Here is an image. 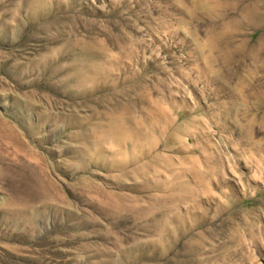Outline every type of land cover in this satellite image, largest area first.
I'll list each match as a JSON object with an SVG mask.
<instances>
[{
  "label": "rangeland",
  "instance_id": "rangeland-1",
  "mask_svg": "<svg viewBox=\"0 0 264 264\" xmlns=\"http://www.w3.org/2000/svg\"><path fill=\"white\" fill-rule=\"evenodd\" d=\"M249 2L0 0V264H264Z\"/></svg>",
  "mask_w": 264,
  "mask_h": 264
},
{
  "label": "bare ground",
  "instance_id": "bare-ground-1",
  "mask_svg": "<svg viewBox=\"0 0 264 264\" xmlns=\"http://www.w3.org/2000/svg\"><path fill=\"white\" fill-rule=\"evenodd\" d=\"M264 3V0H250V2H249V4H248V7H249V9H250V11H252V12H254V13H257V12H259L260 10H261V7L263 6H261V4H263ZM253 13V14H254ZM252 19H253V17H252ZM264 36V35H263ZM253 44V43H252ZM254 49V51H255V49L256 48H254V47H250V46H248V44L246 43V42H242L241 44H240V46L235 50V51H233L232 53V56L231 57H234L236 54L237 55H239L242 51L244 52V54L247 56L248 55V58L249 59H251V61L253 62V64L255 63L256 64V67L258 68V69H262V70H264V48H258L257 50H256V53L254 54V56L252 55V50ZM257 51H258V53H257ZM229 52V51H228ZM210 54V53H209ZM225 58V57H224ZM230 58V57H229ZM226 59V58H225ZM241 59V58H240ZM229 60V59H228ZM234 60V59H233ZM241 61V60H240ZM245 61V60H244ZM227 63H228V61H226ZM225 63V62H224ZM239 63V62H238ZM241 64V63H240ZM247 64H249V63H247ZM244 65V64H243ZM230 66V65H229ZM252 66V65H251ZM254 66V65H253ZM254 68V67H253ZM259 70V71H260ZM261 70V71H262ZM263 76V75H262ZM248 79V78H247ZM255 79V78H254ZM249 80V79H248ZM236 81V80H235ZM252 81V80H251ZM255 81V80H254ZM253 81V82H254ZM260 82V81H259ZM255 83V82H254ZM240 84V83H239ZM245 85V84H244ZM251 86H252V83H251ZM256 86V85H255ZM263 86V89H261V87ZM253 87V86H252ZM235 88V87H234ZM257 89L256 90H254L255 92L257 91V94H256V96H257V99H258V101H259V103H262V102H264V82H262L260 85H257V87H256ZM243 89V88H242ZM255 89V88H254ZM244 90V89H243ZM247 90V89H246ZM250 91H252V90H250ZM246 92V91H245ZM244 92V93H245ZM255 92H254V95H255ZM251 93H253V92H251ZM251 93H249V94H251ZM248 94V95H249ZM246 95V94H245ZM253 95V96H254ZM244 97V96H243ZM246 101V100H245ZM252 104V103H251ZM258 104V103H257ZM260 105H262V104H260ZM254 108V107H253ZM256 109V108H255ZM260 111V110H259ZM256 113V112H255ZM254 113V114H255ZM254 116V115H253ZM253 118V117H252ZM253 123V122H252ZM254 124V123H253ZM252 124V125H253ZM246 125V124H245ZM261 125V124H260ZM247 126V125H246ZM241 132V131H240ZM251 132V131H250ZM249 132V133H250ZM1 145V144H0ZM4 146H5V144H4ZM7 148H9V147H7ZM11 148V147H10ZM7 150V149H6ZM4 151V150H3ZM2 155V154H1ZM4 156V155H3ZM7 157V156H6ZM17 157H19V156H17ZM9 158V157H8ZM9 160H10V158H9ZM7 161V160H6ZM14 161V160H13ZM21 161H22V159H21ZM8 162V161H7ZM15 162V161H14ZM264 162V161H263ZM6 163V162H5ZM26 163H27V161L25 162V165H26ZM13 164V163H12ZM16 164V163H15ZM25 165H24V167H25ZM260 165V164H259ZM262 165V164H261ZM13 166H14V164H13ZM16 166V165H15ZM18 167V166H17ZM19 167H20V164H19ZM19 167H18V169H19ZM23 166H22V169L24 168ZM29 168V167H28ZM15 171V170H14ZM20 171V170H19ZM258 171V170H257Z\"/></svg>",
  "mask_w": 264,
  "mask_h": 264
}]
</instances>
